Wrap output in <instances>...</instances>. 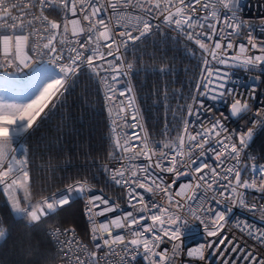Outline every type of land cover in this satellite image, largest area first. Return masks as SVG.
<instances>
[{
	"label": "snow or ice",
	"instance_id": "1",
	"mask_svg": "<svg viewBox=\"0 0 264 264\" xmlns=\"http://www.w3.org/2000/svg\"><path fill=\"white\" fill-rule=\"evenodd\" d=\"M252 9L256 14L248 15ZM0 13L3 27L12 29L0 34V68L13 69L4 73L12 87L0 94V115L11 120L0 136V188L9 193L13 213L32 215L27 227L70 207L75 194L86 200L94 247L74 228H53L50 238L67 237L56 239L69 253L67 264H112L113 257L118 264H264V147L259 156L251 151L264 133V0H0ZM157 32L191 42L202 66L187 92L161 90L165 122L162 139L153 141L141 122L130 82L139 69L128 53ZM30 37L31 55L25 51ZM234 69L258 70L243 92ZM81 74L104 87L115 136L110 163L100 167L121 196L108 197L82 179L43 197L32 213L31 204L21 207L11 195L18 180L30 182L28 160L17 158L12 145L38 127ZM232 120L243 126L228 128ZM237 208L252 220L236 218ZM192 221L202 231L198 246L189 248L182 236L193 230ZM0 229L4 237L3 221Z\"/></svg>",
	"mask_w": 264,
	"mask_h": 264
},
{
	"label": "trees",
	"instance_id": "2",
	"mask_svg": "<svg viewBox=\"0 0 264 264\" xmlns=\"http://www.w3.org/2000/svg\"><path fill=\"white\" fill-rule=\"evenodd\" d=\"M82 77L69 91L66 105L63 106L66 111L56 120L42 123L29 137V152L34 166V199L47 196L82 178L105 186L101 168L84 164L89 159L104 162L110 152V144L99 93L87 76L82 74ZM72 127L76 134H70ZM68 139H78L81 144L72 146ZM262 147L264 133L259 134L251 151L259 156ZM1 212L9 235L0 246V264H61L58 246L46 233L54 227H68L74 228L84 238L87 236L80 201L58 211L34 229L27 227L25 220L15 219L3 204Z\"/></svg>",
	"mask_w": 264,
	"mask_h": 264
},
{
	"label": "built area",
	"instance_id": "3",
	"mask_svg": "<svg viewBox=\"0 0 264 264\" xmlns=\"http://www.w3.org/2000/svg\"><path fill=\"white\" fill-rule=\"evenodd\" d=\"M9 3L11 2H22V0H8ZM253 3H255V0H253ZM20 10L17 9L16 11L12 12V15L15 16ZM36 14H39L38 9L34 10ZM248 15H255L256 9H252L251 12L247 13ZM2 15V13H0ZM32 31L31 29H26L25 33ZM12 29L10 27L5 28L3 27V21H0V34H11ZM256 36H260V32L257 29V31L254 33ZM35 43V37H30L28 46L25 48V51H27L31 55V47ZM195 46L191 42H186L182 38H180L175 32H157L154 35H151L147 37L143 44L140 45L139 51H130L128 53V59L130 62H133L135 64V67L139 69V72L137 74H134L130 78L131 86L135 89V96L138 101V106L140 108L141 114H142V123L144 124L145 128L147 129L149 133V137L153 141H160L162 139L160 133L164 126L165 122V113H164V104L160 98L161 90L165 87L168 88V90L171 92L172 90L183 88L185 92H187L189 87V81H193L194 83V76H199L200 70H201V61H200V54L197 51L196 55H191L190 50L194 49ZM3 40L0 38V60L3 59ZM14 50V45H13ZM137 57L138 62H137ZM162 67H171L175 69V71L171 75H165L163 73H160L156 71V69L162 68ZM187 70V71H186ZM13 71L11 68H0V79L6 80L4 73ZM234 78L238 79L241 83L238 84L237 90L239 92H243L245 88L253 84L254 82L250 79L251 76L256 75L257 72H246L242 69H234ZM28 72V69H25L24 72L17 73L16 77H22L25 75V73ZM83 79L82 74L78 78H74L72 83L70 84V87L68 91L65 93L64 97L61 98V102L57 104L56 108L53 109L52 112H50L46 117H44L42 120L39 121L38 127H34L33 130H30L29 133L25 134L23 137H18L15 139L14 144L12 145V148L14 150L13 154L17 156L19 159H27L28 160V169H29V176H30V182L28 185H23L21 181L18 180V190L11 193V195L15 196L16 199L19 200L21 207H27L29 204H31V212L37 213L42 208L41 199H34L32 187H33V169L34 166L31 162L30 152H29V137L31 134L40 127V125L44 122L53 121L56 120L63 111H66V108L64 109L63 106L66 105V100L69 94V91L75 87V84L80 82ZM264 79V78H262ZM92 83V86L94 89H96L99 93V98L101 99V103L103 106V111L105 114V121L107 126V138L110 144V152L112 151V139H114L115 134L112 132V116L109 115L107 105L105 103L104 99V87L103 85H99L95 78L89 79ZM258 83V82H255ZM172 106L175 107L176 101L173 100ZM47 111V110H46ZM170 119V116H169ZM238 126H243V121L237 123L236 120L228 121L227 127L230 129H235ZM7 129L4 126H0V136H3L6 133ZM69 131V130H68ZM125 132L129 131V129H124ZM136 131H139L137 129ZM70 134H76L77 131L72 127V129L69 131ZM67 140L68 143L72 146H79L81 143L78 139L72 141ZM72 141V142H71ZM109 152V153H110ZM110 163L109 160V154L107 159L104 162L101 161H94L92 162L91 159L88 161H84V164L88 165H98L99 167L102 164ZM260 163V162H259ZM65 167V165H63ZM101 168V167H100ZM102 170V169H101ZM104 174V173H103ZM105 178V186H98L95 182L91 181L88 178H82L83 180H87L89 184L96 190L103 189L105 192V195L108 197H111L113 199H119L121 196L120 190L107 183V177L104 174ZM77 179V180H82ZM76 180V181H77ZM75 181H73L70 184H73ZM67 187V186H66ZM64 187V188H66ZM64 188H61L59 190H62ZM58 190L52 192L51 194L47 195L50 196L53 193L57 192ZM252 195H255V193H252ZM46 197V196H44ZM73 201L77 202L80 201L82 203L83 211H84V218L85 223L87 227V236L84 238L78 231H76L78 237L81 239L82 243L86 245L90 250H93V245L90 241L89 236V230L91 228V224L88 221V217L85 214V204L86 200L80 199L78 196L73 194ZM73 202V203H74ZM121 204L124 203L123 200H119ZM12 201L9 199V193L5 192L0 188V221H3L2 218V212H1V206L2 204L6 206L8 211L11 213V215L18 220H25L26 224L33 223V217L31 214L29 215H23L19 212L13 213L12 210H10ZM72 203V204H73ZM67 206H65L66 208ZM234 214L236 218H244L247 220H252L251 215L248 213L242 211L241 209H234ZM112 215V214H109ZM49 218V217H48ZM104 220V217H97V222ZM253 223L259 224L260 221L254 220ZM195 221H192L191 227L193 230L189 232L187 228H185L184 235L182 236V240L186 244L187 247L193 248L198 246V243L201 240V231L202 229L195 228ZM55 228V227H54ZM61 229H65L62 227H59ZM68 228V227H66ZM53 229V228H52ZM50 229V231L52 230ZM3 230L6 231V235L4 237H0V246L6 241L9 233L6 229L4 223H3ZM49 231V232H50ZM0 232H2V229H0ZM56 239H59L60 241H63L67 239L65 236H58L54 237L53 240L56 242ZM57 244V243H56ZM58 250L60 253V259L61 264H67L66 258L68 257L69 253L67 250L60 249V245L57 244ZM106 251V250H105ZM79 255L80 253H76ZM86 255V254H85ZM100 255H103V253H100ZM112 260V264H118V258H110ZM101 264H103V261H101ZM137 264H144V262L140 259H138Z\"/></svg>",
	"mask_w": 264,
	"mask_h": 264
},
{
	"label": "rangeland",
	"instance_id": "4",
	"mask_svg": "<svg viewBox=\"0 0 264 264\" xmlns=\"http://www.w3.org/2000/svg\"><path fill=\"white\" fill-rule=\"evenodd\" d=\"M13 84V81L9 80H2L0 79V94H3V90L5 87L11 88ZM5 123H11V120H6L4 115H0V126H4Z\"/></svg>",
	"mask_w": 264,
	"mask_h": 264
}]
</instances>
